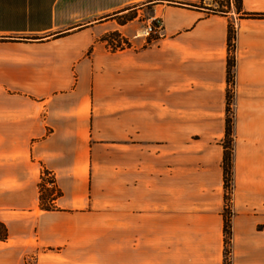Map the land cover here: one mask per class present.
<instances>
[{
  "label": "crops",
  "instance_id": "1",
  "mask_svg": "<svg viewBox=\"0 0 264 264\" xmlns=\"http://www.w3.org/2000/svg\"><path fill=\"white\" fill-rule=\"evenodd\" d=\"M131 9L0 0V264H222L221 145L197 153L186 203L185 121L169 112L191 95L222 127L228 24L230 264H264V0L225 13L152 4L154 37L121 20ZM42 169L61 191L56 209L39 207Z\"/></svg>",
  "mask_w": 264,
  "mask_h": 264
},
{
  "label": "rangeland",
  "instance_id": "2",
  "mask_svg": "<svg viewBox=\"0 0 264 264\" xmlns=\"http://www.w3.org/2000/svg\"><path fill=\"white\" fill-rule=\"evenodd\" d=\"M127 0H121L122 2V8L125 7H131L132 9L121 15L122 19H127L129 17L135 16L134 24L137 27V32H141L143 27L146 25L147 22L151 21L150 18V6L155 3H161V4H188V5H194L197 7H201L204 9L206 13H212L217 9L222 10H231L232 4L236 2V0H131L130 2H124ZM160 20V19H159ZM161 22V21H160ZM154 34H149L147 37H154ZM232 94V93H231ZM192 96L189 95L186 97L188 100L189 109H186L184 113L179 112H169V118L170 119H178L181 117H184L185 125H184V131L186 136V142H185V195H186V203H189L193 200V193H194V184L197 182L198 177L194 172V169L196 167V163L202 162V160L197 158V153L200 152H206L211 153L210 149L207 147L206 141L209 140V138L216 139L223 150V142H224V120L223 125L222 120L216 121L215 119L209 121H204L205 117L198 116L197 112L191 109L192 107ZM232 101V100H231ZM224 119L227 116L230 120L233 116V109L232 105L230 103V106L226 110L224 107ZM207 118V117H206ZM220 125V126H219ZM219 129H223V132L218 134ZM172 145V144H170ZM175 145V144H174ZM195 146V148H194ZM223 191V188H222ZM223 201V205H224ZM227 205L230 204L227 200L225 202ZM226 213L230 212V208L225 209ZM206 210H201V213H206ZM111 213V212H110ZM222 213V210H221ZM207 220L209 221V225L211 226L213 223L212 216L209 214L204 215ZM107 227V224H106ZM112 227L109 224V227L106 228V230H111ZM223 234V231H222ZM224 235V234H223ZM228 234L226 235L227 238ZM224 261V262H223ZM230 264V244L227 243L224 245L223 243V249H222V264ZM28 264H33L32 259L28 261Z\"/></svg>",
  "mask_w": 264,
  "mask_h": 264
},
{
  "label": "trees",
  "instance_id": "3",
  "mask_svg": "<svg viewBox=\"0 0 264 264\" xmlns=\"http://www.w3.org/2000/svg\"><path fill=\"white\" fill-rule=\"evenodd\" d=\"M188 5V4H187ZM194 6V5H192ZM233 9L236 12L240 11V0H236L232 4ZM228 10L217 9L212 13H225ZM242 15L248 17L261 16L258 13L251 12H242ZM226 63H225V109L227 110L230 106L231 100L234 93V65H235V56H234V46H235V30L233 24H228L227 35H226ZM232 93V94H231ZM232 119L230 120L227 116L224 119V142L223 150L221 157V170H222V188H223V201H229L231 199L232 193ZM38 186V204L41 209L50 210L56 209L54 205V200L60 196L61 191L56 185L54 176L46 169H42L39 180L37 183ZM222 207V231H223V243L224 245L230 244V212L226 213L225 209L230 208V204H226ZM228 234L227 238L226 235ZM4 237V233H3ZM224 262V261H223ZM224 264V263H223Z\"/></svg>",
  "mask_w": 264,
  "mask_h": 264
},
{
  "label": "built area",
  "instance_id": "4",
  "mask_svg": "<svg viewBox=\"0 0 264 264\" xmlns=\"http://www.w3.org/2000/svg\"><path fill=\"white\" fill-rule=\"evenodd\" d=\"M161 28V22L158 17L151 18L150 22H147L142 29V33L146 36L149 34H158Z\"/></svg>",
  "mask_w": 264,
  "mask_h": 264
}]
</instances>
